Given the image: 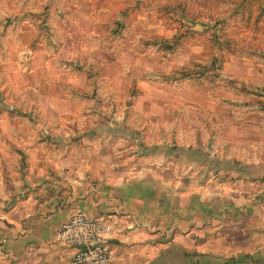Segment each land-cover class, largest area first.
<instances>
[{"label": "rangeland", "instance_id": "374dc122", "mask_svg": "<svg viewBox=\"0 0 264 264\" xmlns=\"http://www.w3.org/2000/svg\"><path fill=\"white\" fill-rule=\"evenodd\" d=\"M76 65L78 93L60 73ZM79 132H115L135 161L212 132L264 142V0H0V173L26 167L27 146L67 140L70 159Z\"/></svg>", "mask_w": 264, "mask_h": 264}, {"label": "crops", "instance_id": "0c3cea01", "mask_svg": "<svg viewBox=\"0 0 264 264\" xmlns=\"http://www.w3.org/2000/svg\"><path fill=\"white\" fill-rule=\"evenodd\" d=\"M80 68L60 70L76 93L88 87ZM212 133L202 145L146 144L137 161V148L112 146L115 132H79L70 159L67 140L27 146L26 167L0 173V264H67L76 248L55 235L76 210L114 222L111 264H239L243 253L264 264V142Z\"/></svg>", "mask_w": 264, "mask_h": 264}, {"label": "built area", "instance_id": "2783aa9c", "mask_svg": "<svg viewBox=\"0 0 264 264\" xmlns=\"http://www.w3.org/2000/svg\"><path fill=\"white\" fill-rule=\"evenodd\" d=\"M114 234L113 221L76 210L56 231L55 241L76 248L67 264H111Z\"/></svg>", "mask_w": 264, "mask_h": 264}]
</instances>
